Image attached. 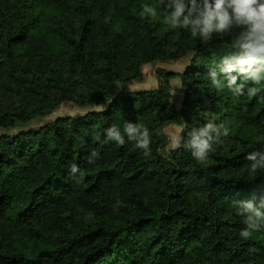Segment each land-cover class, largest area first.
I'll use <instances>...</instances> for the list:
<instances>
[{
  "label": "trees",
  "instance_id": "1",
  "mask_svg": "<svg viewBox=\"0 0 264 264\" xmlns=\"http://www.w3.org/2000/svg\"><path fill=\"white\" fill-rule=\"evenodd\" d=\"M144 4L157 15L142 18ZM186 55L182 72L155 71V88L112 96ZM235 55L229 37L172 29L158 0H0V264H264V220L242 238L232 203L264 198V170L246 158L264 151V80L235 95L240 74L221 71ZM64 101L103 108L9 132ZM209 121L229 135L207 159L161 154L167 126L187 141ZM128 122L149 129L148 155ZM113 125L123 145L106 139Z\"/></svg>",
  "mask_w": 264,
  "mask_h": 264
},
{
  "label": "clouds",
  "instance_id": "2",
  "mask_svg": "<svg viewBox=\"0 0 264 264\" xmlns=\"http://www.w3.org/2000/svg\"><path fill=\"white\" fill-rule=\"evenodd\" d=\"M158 6L164 10V22L172 29L189 31L203 42L211 41L214 36L230 38L236 55L233 62L225 61L221 71L240 74L239 82L236 75H230L227 83L235 95L244 94L245 87L241 81L260 84L264 80V0H158ZM140 15L142 18L155 17L157 7L144 4ZM211 77L216 88L224 86L216 78L215 72L211 73ZM123 132L129 140L135 141L138 148L144 150L145 155L149 154L151 134L147 127L128 122ZM228 135L229 128L223 123L209 121L202 127L193 128L187 141L176 135L172 140V148L183 145L195 159L203 161L214 150L213 144L219 143L221 136ZM106 139L120 145L125 142L120 128L115 125L106 130ZM246 158L251 162L250 173L264 170V151H251ZM88 162L94 163L91 158ZM72 171H77L75 165ZM232 203L246 225L240 232L241 237L250 238L253 231L259 230V221L264 220V198L260 201L249 199Z\"/></svg>",
  "mask_w": 264,
  "mask_h": 264
},
{
  "label": "rangeland",
  "instance_id": "3",
  "mask_svg": "<svg viewBox=\"0 0 264 264\" xmlns=\"http://www.w3.org/2000/svg\"><path fill=\"white\" fill-rule=\"evenodd\" d=\"M189 60V55H186L185 57L176 60V61H168L165 62V66L168 67L169 72L173 73H180L184 70V66L187 64ZM156 63V62H155ZM164 63V62H163ZM162 63H152L147 64L143 67V74L144 79L141 82H133V84L126 86L124 88L116 87L113 88L111 93L112 96H114L119 91L123 90L125 93L127 92H135V91H142V90H148L154 88V84L157 83V79L155 76V71L157 69H160V65ZM162 70V69H161ZM165 70V69H163ZM179 79L171 80V88H172V97L171 102L176 105V107H180V102L182 99V96H180V88H179ZM103 107H98L94 105H79L73 101H64L61 102L56 107L52 108L49 111L44 112L41 116H38L29 122L24 127H17L9 130L11 133L19 132L20 130L27 129V128H38L45 123L54 120L57 117H63V116H81L85 114L88 111L91 110H100ZM180 126L177 125H169L166 127V136H167V142L166 146L161 150L162 155H166L170 149L172 148V140L173 138L179 134L180 132ZM1 133V131H0Z\"/></svg>",
  "mask_w": 264,
  "mask_h": 264
},
{
  "label": "crops",
  "instance_id": "4",
  "mask_svg": "<svg viewBox=\"0 0 264 264\" xmlns=\"http://www.w3.org/2000/svg\"><path fill=\"white\" fill-rule=\"evenodd\" d=\"M156 63H159V62H156ZM156 63H154V64H156ZM162 64L159 66L160 67V69H165V70H168V67H166L165 65V62L163 63V62H161ZM143 71V70H142ZM175 79H177V77L176 78H172L171 80L173 81V80H175ZM171 80L169 81V83H170V93H171V97H172V88H171ZM133 84V83H132ZM180 84V83H179ZM129 85H131V84H129ZM129 85H127V86H129ZM156 85H157V83L156 84H154V88L156 87ZM179 88H180V86H179ZM180 96L179 97H181L182 96V90H181V88H180ZM175 105V104H174ZM176 106V105H175Z\"/></svg>",
  "mask_w": 264,
  "mask_h": 264
}]
</instances>
